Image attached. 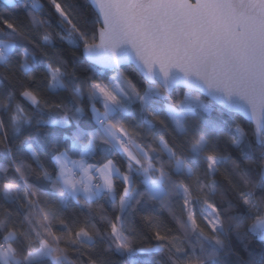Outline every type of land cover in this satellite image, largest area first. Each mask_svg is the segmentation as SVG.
I'll use <instances>...</instances> for the list:
<instances>
[{"label":"snow or ice","instance_id":"1","mask_svg":"<svg viewBox=\"0 0 264 264\" xmlns=\"http://www.w3.org/2000/svg\"><path fill=\"white\" fill-rule=\"evenodd\" d=\"M0 4V264H264V0Z\"/></svg>","mask_w":264,"mask_h":264},{"label":"trees","instance_id":"2","mask_svg":"<svg viewBox=\"0 0 264 264\" xmlns=\"http://www.w3.org/2000/svg\"><path fill=\"white\" fill-rule=\"evenodd\" d=\"M0 6H2V4H0ZM20 13H17V15H19ZM34 147H36L37 148V150H41L42 149V147H43V143H37V144H35L34 145ZM0 163H3V161H0ZM73 259H75L76 257H72ZM118 259H123V258H118Z\"/></svg>","mask_w":264,"mask_h":264}]
</instances>
